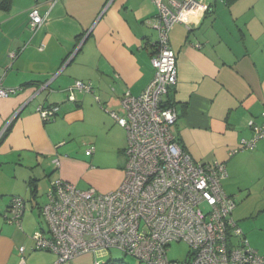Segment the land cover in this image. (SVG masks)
<instances>
[{
    "label": "crops",
    "instance_id": "0c3cea01",
    "mask_svg": "<svg viewBox=\"0 0 264 264\" xmlns=\"http://www.w3.org/2000/svg\"><path fill=\"white\" fill-rule=\"evenodd\" d=\"M195 1L207 11L170 32L178 83L164 102L179 111L172 131L193 160L225 164L223 188L237 203L233 219L264 256V139L236 152L254 137L250 122H263L264 0ZM33 8L45 18L36 32L29 28ZM158 13L153 0H0V84L18 90L0 98V264H22V247L25 262L31 256L32 235L43 227L30 218L37 209L40 216L38 200L47 201L56 180L100 193L123 181L126 164L119 158L128 135L111 113L124 117L123 99L141 95L154 79ZM78 81L93 92L68 102ZM42 106H60L59 117L42 122ZM78 138L84 154L72 146ZM13 196L27 201L20 225L3 218ZM43 253L35 264H58L54 253Z\"/></svg>",
    "mask_w": 264,
    "mask_h": 264
},
{
    "label": "built area",
    "instance_id": "2783aa9c",
    "mask_svg": "<svg viewBox=\"0 0 264 264\" xmlns=\"http://www.w3.org/2000/svg\"><path fill=\"white\" fill-rule=\"evenodd\" d=\"M153 1L159 9L154 24L158 43L151 60L154 79L141 95L123 99L124 117L111 113L128 135L123 181L115 190L100 193L56 180L42 208L46 229L32 237L34 250L54 253L58 264L86 254L102 256L111 249L135 258L138 264H264V256L251 247L233 219L237 203L223 188L228 177L225 164L193 160L172 131L179 111L164 102L178 83L171 29L177 23L191 24L207 8L195 0ZM30 18L32 32L45 23L37 8L31 10ZM17 92L0 84V98ZM92 92V84L78 81L67 91V101L77 102V93ZM60 108L42 106L37 112L42 122L49 123L59 117ZM262 117L261 125L250 122L255 136L243 140L240 150L253 149L264 138V112ZM94 152L91 147L86 155ZM21 208L22 200L14 198L9 224H21ZM182 242L189 247V259L171 261L169 248ZM25 250L19 249L22 264H26Z\"/></svg>",
    "mask_w": 264,
    "mask_h": 264
},
{
    "label": "rangeland",
    "instance_id": "374dc122",
    "mask_svg": "<svg viewBox=\"0 0 264 264\" xmlns=\"http://www.w3.org/2000/svg\"><path fill=\"white\" fill-rule=\"evenodd\" d=\"M105 139H106L105 138V135L101 136V140H105ZM79 140H80V138L75 139L74 140V143H72V146L76 150V153H78V154H84L85 151H86L85 150V147H82V146H80L78 144L79 143L78 142ZM104 161L106 163H111L112 161H114V159L112 158V155H108L107 158H104ZM119 161L121 162V165L126 164L127 163V156L125 154H123L121 156V158H119ZM46 202H47L46 200H44V201L38 200V204L41 206L40 208H42L46 204ZM30 214L31 213L28 210L26 212L27 218H29ZM35 216H36L37 219L34 218V217H31L30 219H34V222L35 223L38 220V222H40L41 226L44 229H46V222H45L43 216H41V215L39 216V209L35 210ZM244 234H245V232H244ZM253 234H254L253 237L256 239V231H254L252 233V235ZM259 234L261 235L259 237V240L262 241V242H264V228H260ZM33 243H34V245H33V247L31 248V251H30V253H32L31 256H33V257L27 256L28 260L26 261V264H35L34 263V258H37L38 256H40V254H47V253H43L44 251L34 250V248H35V242H33ZM168 258L171 261H177V262H184V261L188 260L189 259V247H188V245L186 243H184V242H182V243H173L171 245V247L169 248ZM109 260H125L129 264H138V262H137V260L135 258H133L131 256H126L123 252H121V251H119L117 249H111L110 251H107L102 256H99V255L95 256L93 262L97 261L100 264H104V263H106Z\"/></svg>",
    "mask_w": 264,
    "mask_h": 264
},
{
    "label": "trees",
    "instance_id": "16d2710c",
    "mask_svg": "<svg viewBox=\"0 0 264 264\" xmlns=\"http://www.w3.org/2000/svg\"><path fill=\"white\" fill-rule=\"evenodd\" d=\"M173 90H175V89H173ZM170 93V92H169ZM170 103V102H169ZM167 107H174V106H172V104H167L166 105ZM175 108V107H174ZM263 118V117H262ZM254 123L255 124H258V125H261V124H263V122L262 123H256L255 121H254ZM251 127V126H250ZM253 130V129H252ZM253 134H254V136H255V133H254V131H253ZM177 137V136H176ZM254 138V137H253ZM264 139V138H263ZM263 139H259L258 141H257V143H256V146H257V144H258V142L259 141H261V140H263ZM251 141V140H250ZM177 142H178V144L180 145V140H179V138L177 137ZM256 146H255V148H256ZM255 148H253V149H255ZM253 149H242V150H253ZM242 150H237L236 152H238V151H242ZM225 191V190H224ZM226 193V192H225ZM231 197V196H230ZM14 198H19V199H21L22 200V208H21V215H20V221L22 222V219H23V217H24V215H25V211H26V206H27V201L24 199V198H22V197H20V196H13V198H12V200H11V203H10V206L8 207V209L6 210V212H5V214L3 215V218H4V220H5V222L7 223V224H9V222H10V220H11V218H12V216H11V209L13 208V204H14ZM43 208V207H42ZM42 208H40V215L42 216ZM237 224V223H236ZM238 225V224H237ZM42 230H45L44 228L42 229H39V230H37L36 232H38V231H42ZM35 232V233H36ZM34 233V234H35ZM33 234V235H34ZM33 235H32V237H33ZM37 251H39V250H37ZM261 255V254H260ZM263 256V255H262ZM104 264H129V263H127L125 260H109V261H107L106 263H104Z\"/></svg>",
    "mask_w": 264,
    "mask_h": 264
}]
</instances>
